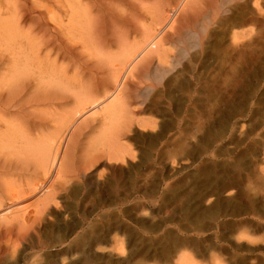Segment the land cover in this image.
Wrapping results in <instances>:
<instances>
[{"label": "rangeland", "instance_id": "obj_1", "mask_svg": "<svg viewBox=\"0 0 264 264\" xmlns=\"http://www.w3.org/2000/svg\"><path fill=\"white\" fill-rule=\"evenodd\" d=\"M30 1L38 2L23 0L27 15L16 20L22 43L41 35L28 29ZM193 1H183L178 20L160 36L165 56L152 54L126 75L127 102L118 109L126 124L123 159L102 157L83 175L80 129L87 132L99 115L81 119L77 144L67 152L79 180L62 188L57 177L22 176L36 190L23 201L5 202L0 222L39 211L34 197L40 188L52 186L55 194L35 232L12 256L2 251L0 264H264V0ZM154 8L158 14L160 7ZM83 10L95 13L90 5ZM51 24L41 28L49 31ZM111 24L105 17L107 32ZM123 31L129 44L139 42L128 26ZM110 64L104 62L105 69ZM34 110L47 113L42 106ZM35 115L30 118L37 121ZM11 118L0 114V131ZM2 153L0 161L13 160Z\"/></svg>", "mask_w": 264, "mask_h": 264}, {"label": "bare ground", "instance_id": "obj_2", "mask_svg": "<svg viewBox=\"0 0 264 264\" xmlns=\"http://www.w3.org/2000/svg\"><path fill=\"white\" fill-rule=\"evenodd\" d=\"M22 1H0V16L10 14L14 17L12 22L0 18V114H12L11 120L5 121V129L0 131V152L13 157L12 161L11 158H1L0 161V210L5 202L23 201L33 196L31 193L36 190L34 181H24V175L30 178L44 175L51 181L57 177L62 188L75 178L79 180L80 169L71 166L73 157L67 156V152L70 144H77L74 134L81 128H78L80 120H85L89 114H97L100 119L93 117L97 124L92 123L90 128L88 125L87 132L80 129L83 137L78 139L84 141L81 142L77 167H82L83 175L102 157L123 159L125 150L121 140L126 134V124L118 115V109L123 107L124 101L127 102L123 99L127 96L123 92L126 75L133 67L138 68V61L146 62L152 54L159 60L165 56V51L158 48L164 39L160 36L165 35L167 28L173 27V21L179 17L175 18L178 7L183 8L186 4L183 5L184 0H174L176 4L172 6L173 0L30 1L28 29L30 33L38 30L41 35L26 38L22 43L16 36L20 28V21L16 20L24 19L25 11L28 12V8L25 11V8L20 9ZM193 2L195 6L197 1ZM89 5L95 8L94 14L83 10ZM157 6L160 7L158 14L154 8ZM194 6L190 9H195ZM198 6L203 5L199 3ZM213 7L216 5L210 6ZM63 16L65 20L58 24ZM105 17L112 23L109 32L102 26ZM146 18L151 22L144 28L141 21ZM43 24L46 27L51 24L50 30L41 28ZM125 26L130 32L137 33L140 37L138 43L126 41L129 35L123 31ZM236 36L233 32L232 37ZM112 46L118 52L106 54L104 49ZM59 62H65V65L61 66ZM104 62L111 63L109 69H105ZM69 71L74 72L75 79L67 76ZM107 84L111 85L110 93V90H104ZM39 106L47 111L40 110L43 116L34 110ZM35 114H39L37 121L30 118ZM65 160L67 165L62 167ZM8 174L14 179L1 178ZM77 188L72 192H77ZM37 193L34 199H38L41 205L39 211L0 222V260L6 253L12 256L17 252L19 243L27 238L30 230L35 232V226H39L42 214L47 210L44 208L55 194L52 186L40 188Z\"/></svg>", "mask_w": 264, "mask_h": 264}]
</instances>
